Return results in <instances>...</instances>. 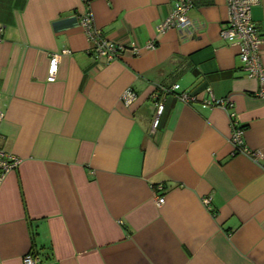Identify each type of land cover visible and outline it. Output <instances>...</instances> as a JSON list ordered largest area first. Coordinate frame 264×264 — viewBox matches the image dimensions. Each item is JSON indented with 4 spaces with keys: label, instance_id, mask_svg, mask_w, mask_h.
<instances>
[{
    "label": "crops",
    "instance_id": "obj_1",
    "mask_svg": "<svg viewBox=\"0 0 264 264\" xmlns=\"http://www.w3.org/2000/svg\"><path fill=\"white\" fill-rule=\"evenodd\" d=\"M174 2L0 0V148L20 159L0 175V264H264V95L219 37L227 0H193L194 28L158 34ZM86 11L139 52L95 61ZM251 12L264 41V0ZM173 84L197 99L161 91ZM209 92L233 108L203 107Z\"/></svg>",
    "mask_w": 264,
    "mask_h": 264
},
{
    "label": "built area",
    "instance_id": "obj_2",
    "mask_svg": "<svg viewBox=\"0 0 264 264\" xmlns=\"http://www.w3.org/2000/svg\"><path fill=\"white\" fill-rule=\"evenodd\" d=\"M82 1L86 5L89 4L88 0ZM257 2L258 0H227V20L219 30V37L225 43L238 47L237 57L243 70L246 72L248 78L254 79L258 83L256 95L263 96L264 66L261 61L260 49L264 41L251 16V10ZM192 6L193 0H175L170 13L157 26V33L162 34L171 28L180 31L194 28V23L187 15L188 10ZM79 24L89 41V55L99 63H108L118 59L121 53L126 49L132 54H136L140 50V47L135 43H131L129 47H124L123 45L114 43L105 38L100 29L95 27L92 15L89 11L79 16ZM2 38L3 28L0 27V41ZM154 46V41H149L145 48L152 49ZM64 52L68 53L69 51ZM58 58L59 56L57 54L50 56L47 69V80L50 82L55 80L58 69ZM161 91L171 93L183 104L192 103L197 99L195 94L181 90L178 84H173L168 88H162ZM162 92L153 97L156 113L152 123L153 129L156 127L158 116L163 110L164 98L161 97ZM121 99L122 102L128 106L134 101L135 94L127 89L123 92ZM201 104L203 107H221L226 111H230L233 108L230 97L216 98L211 92L208 93L207 98L202 100ZM229 117L232 129L230 142L233 144L235 151L247 153L248 151L241 139L242 129L236 125V119L233 113H230ZM19 163L20 159L18 157L0 148V175L14 170L18 167ZM160 189V185L156 187V190L159 191ZM164 200V196H156L155 201L157 205H162ZM208 202L209 199H204L205 204H208ZM23 264H40V258L36 253L29 252L23 256Z\"/></svg>",
    "mask_w": 264,
    "mask_h": 264
},
{
    "label": "trees",
    "instance_id": "obj_3",
    "mask_svg": "<svg viewBox=\"0 0 264 264\" xmlns=\"http://www.w3.org/2000/svg\"><path fill=\"white\" fill-rule=\"evenodd\" d=\"M89 1V0H88Z\"/></svg>",
    "mask_w": 264,
    "mask_h": 264
}]
</instances>
